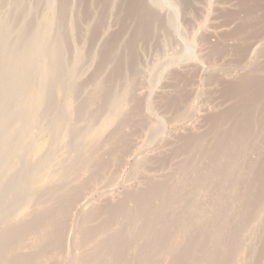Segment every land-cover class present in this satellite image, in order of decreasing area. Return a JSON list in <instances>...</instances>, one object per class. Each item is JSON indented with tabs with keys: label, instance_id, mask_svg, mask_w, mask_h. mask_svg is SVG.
Segmentation results:
<instances>
[{
	"label": "rangeland",
	"instance_id": "obj_1",
	"mask_svg": "<svg viewBox=\"0 0 264 264\" xmlns=\"http://www.w3.org/2000/svg\"><path fill=\"white\" fill-rule=\"evenodd\" d=\"M0 264H264V0H0Z\"/></svg>",
	"mask_w": 264,
	"mask_h": 264
}]
</instances>
